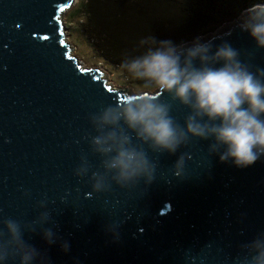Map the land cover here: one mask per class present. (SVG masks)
Instances as JSON below:
<instances>
[{
	"label": "water",
	"instance_id": "obj_1",
	"mask_svg": "<svg viewBox=\"0 0 264 264\" xmlns=\"http://www.w3.org/2000/svg\"><path fill=\"white\" fill-rule=\"evenodd\" d=\"M72 2L0 0V218L33 220L47 201L51 221L43 227L56 242L40 227L23 236L42 254L40 264H232L239 245L264 232V156L238 168L209 153L212 140L192 139L175 154L149 151L157 163L150 185L91 195L74 175L89 150L90 114L130 95L170 97L111 87L99 68L82 66L62 23ZM249 9L200 42H211L212 53L227 42L242 61L264 68V49L239 27ZM187 113L172 102L179 123ZM182 153L191 158L181 178L173 167Z\"/></svg>",
	"mask_w": 264,
	"mask_h": 264
},
{
	"label": "clouds",
	"instance_id": "obj_2",
	"mask_svg": "<svg viewBox=\"0 0 264 264\" xmlns=\"http://www.w3.org/2000/svg\"><path fill=\"white\" fill-rule=\"evenodd\" d=\"M239 27L250 34L258 49H264V4L249 9ZM200 41L197 37L192 47L184 48L150 35L141 41L146 51L120 65L132 78L166 93L170 102L130 95L90 114L91 131L84 137L89 150L81 154L74 175L90 185L91 195L109 192L113 185L137 188L141 180L150 185L157 163L149 151L175 154L192 139L212 140L209 153H218L221 162L231 161L238 168L249 167L264 156V68L242 61L239 51L227 42L212 53L211 42ZM176 101L188 109L183 124L171 114ZM91 157H97L98 164ZM190 158L186 153L179 156L173 167L175 176L183 177ZM38 208L44 210L24 223L0 218V264L17 259L19 264L37 260L40 264L42 254L24 240L26 231L36 232L40 227L50 245L56 242L53 229L43 227L51 221L47 201H40ZM62 247L69 249L67 242ZM232 264H264V232L241 243Z\"/></svg>",
	"mask_w": 264,
	"mask_h": 264
},
{
	"label": "trees",
	"instance_id": "obj_3",
	"mask_svg": "<svg viewBox=\"0 0 264 264\" xmlns=\"http://www.w3.org/2000/svg\"><path fill=\"white\" fill-rule=\"evenodd\" d=\"M260 3L264 0H84L80 27L99 58L132 78L120 65L146 51L141 44L146 37L179 46Z\"/></svg>",
	"mask_w": 264,
	"mask_h": 264
},
{
	"label": "rangeland",
	"instance_id": "obj_4",
	"mask_svg": "<svg viewBox=\"0 0 264 264\" xmlns=\"http://www.w3.org/2000/svg\"><path fill=\"white\" fill-rule=\"evenodd\" d=\"M83 1L84 0H76L62 14L65 40L72 47L71 54L76 57L77 61H79L82 66L96 67L104 72L107 75L106 83L111 87H128L131 88V92L134 93L142 91L152 92L155 90L157 87L154 85H139L136 79L130 78L123 71L103 61L94 53L91 40L80 27L83 20V12L81 9Z\"/></svg>",
	"mask_w": 264,
	"mask_h": 264
},
{
	"label": "bare ground",
	"instance_id": "obj_5",
	"mask_svg": "<svg viewBox=\"0 0 264 264\" xmlns=\"http://www.w3.org/2000/svg\"><path fill=\"white\" fill-rule=\"evenodd\" d=\"M76 0H73L72 4L75 2ZM101 71V70H100Z\"/></svg>",
	"mask_w": 264,
	"mask_h": 264
}]
</instances>
